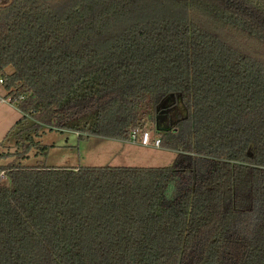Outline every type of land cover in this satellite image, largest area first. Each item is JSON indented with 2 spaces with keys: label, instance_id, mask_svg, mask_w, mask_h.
<instances>
[{
  "label": "trees",
  "instance_id": "16d2710c",
  "mask_svg": "<svg viewBox=\"0 0 264 264\" xmlns=\"http://www.w3.org/2000/svg\"><path fill=\"white\" fill-rule=\"evenodd\" d=\"M9 2L0 78L23 116L0 163V264H264V0ZM43 126L150 129L176 158L25 165L48 155Z\"/></svg>",
  "mask_w": 264,
  "mask_h": 264
},
{
  "label": "rangeland",
  "instance_id": "374dc122",
  "mask_svg": "<svg viewBox=\"0 0 264 264\" xmlns=\"http://www.w3.org/2000/svg\"><path fill=\"white\" fill-rule=\"evenodd\" d=\"M3 94L0 88V95ZM179 107H172L162 114L156 124V129H165L177 119ZM21 111L14 104L5 103L0 105V163L7 164L13 159L10 152L15 151L16 137L11 134L7 139L5 136L12 127L10 119L14 121L21 116ZM14 124V123H13ZM151 136L156 133L150 129ZM139 132V131H138ZM85 139L79 138V133L73 130H57L43 126L37 140L42 145H49L47 157L41 153L32 151L25 165H42L50 167H76V166H170L176 158L174 150L156 147L152 142L144 146L137 143H122L120 140L92 135ZM3 141V142H2Z\"/></svg>",
  "mask_w": 264,
  "mask_h": 264
},
{
  "label": "built area",
  "instance_id": "2783aa9c",
  "mask_svg": "<svg viewBox=\"0 0 264 264\" xmlns=\"http://www.w3.org/2000/svg\"><path fill=\"white\" fill-rule=\"evenodd\" d=\"M2 84H4V80L0 78V85H2ZM3 103H11L10 98H8L7 96H1L0 95V104H3ZM151 139H152V136H151V133L149 131H146L143 134L135 131L132 134V138H131L130 142L131 143L139 142L140 144L147 146V145H150L152 143ZM154 146H156V147L161 146V140L159 138H157L155 140ZM5 177H6V170L0 169V179L5 178Z\"/></svg>",
  "mask_w": 264,
  "mask_h": 264
},
{
  "label": "crops",
  "instance_id": "0c3cea01",
  "mask_svg": "<svg viewBox=\"0 0 264 264\" xmlns=\"http://www.w3.org/2000/svg\"><path fill=\"white\" fill-rule=\"evenodd\" d=\"M0 88H2V90H3V94H1V96H6V91H5V89H4V87H3V84L2 85H0ZM3 104H5V103H3ZM10 104H12V103H10ZM1 105V104H0ZM16 108H17V106H16ZM18 109V108H17ZM19 110V109H18ZM22 113V112H21ZM23 116V113L21 114V116L16 120L15 118H14V121L15 122H13V120L12 119H10V121H8L7 123H10V124H7V126L8 125H11V127H13L15 124H16V122L21 118ZM14 123V124H13ZM10 130H8V132H9ZM6 137V136H5ZM122 143H124L123 141H121ZM126 143H128V142H126ZM144 146H146V145H144Z\"/></svg>",
  "mask_w": 264,
  "mask_h": 264
},
{
  "label": "water",
  "instance_id": "95a60500",
  "mask_svg": "<svg viewBox=\"0 0 264 264\" xmlns=\"http://www.w3.org/2000/svg\"><path fill=\"white\" fill-rule=\"evenodd\" d=\"M12 1H13V0H10V2H9L7 5H9Z\"/></svg>",
  "mask_w": 264,
  "mask_h": 264
}]
</instances>
